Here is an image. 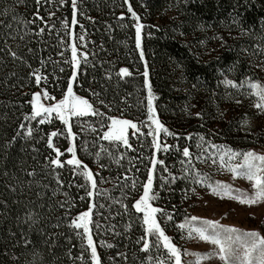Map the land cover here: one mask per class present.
I'll list each match as a JSON object with an SVG mask.
<instances>
[{
	"label": "trees",
	"instance_id": "obj_1",
	"mask_svg": "<svg viewBox=\"0 0 264 264\" xmlns=\"http://www.w3.org/2000/svg\"><path fill=\"white\" fill-rule=\"evenodd\" d=\"M13 2L14 0H0V11L3 10L5 3L12 5ZM30 3L31 0H29V8ZM80 3L82 9L93 19L90 21L81 18V23L86 26V47L89 56L88 63L84 64L82 59L78 69L79 79L84 87L81 88L80 83H77L74 91L89 98L90 94L85 89L91 84L102 98L107 97L110 101L119 102L120 96H126L127 105L120 104L118 111L114 104L109 114L134 121L144 120L146 90L143 88L142 73L146 62L149 67V82L157 96L155 105L158 107V117L170 131L178 133L181 137L167 138L166 142L174 146L173 150L168 153L162 152L158 156L159 159L165 160L173 173L179 175L181 159V153L175 150V146H179L182 151L183 146L189 144L191 152L197 151L195 138L183 139L187 133H201L206 137L210 136L217 144H226L239 150H248L252 146L264 147V135L257 138L252 134L251 128L246 126L244 130L238 131L234 126V123L239 122L245 115L248 121L258 119L260 113L251 106L256 98L242 95L243 89L217 86V80L223 79L217 69H225L234 63L235 71L226 73L229 78L238 83L244 77L264 81V71L257 67L264 61V52L254 47V45L264 46V39L261 38L264 37V30L259 23L260 17L264 16V0H247V4L244 0H239L241 7L237 11L243 18L242 26L251 29L243 35L240 28L231 22L230 13L233 10L234 0H129L143 25L142 50L145 61H140L139 53L135 49V29L132 27L134 21L127 12V6L122 7L123 0H80ZM16 11L25 19L31 18L30 10L24 5L18 6ZM121 12L125 14L123 17ZM56 15L70 16V12L65 13L61 9ZM0 20L7 24L11 21V14L7 17L0 15ZM13 26L15 27V24ZM75 31L79 34L80 28L77 26ZM220 36L224 38L223 41L215 38ZM57 43V34L53 32L49 38V33L45 31L41 41L32 36L27 37L21 42L20 51L27 55V48L24 45L36 49L35 58L28 56L33 68L40 67L41 57L59 60L64 72L60 73L57 68L56 74L63 76L66 84V77L70 75L69 66L56 55ZM0 47H3L2 40ZM12 47H16V42L12 43ZM66 56L70 59V51ZM119 67H129L131 75L123 79L118 78L115 73L118 72ZM110 69L113 75L109 80L106 79V72ZM11 71H16L20 79H26L28 69L20 66L19 62L14 66L11 58L5 52H0V264H73L65 253L71 248L73 256L79 255V241L69 227L70 217L65 218V209L61 208L58 202L68 198L64 193L69 194L75 202V207L70 210L71 216L86 209L87 202L79 198L83 195L82 189L78 190L75 185L69 186V181L77 179L68 170L70 166L56 169L64 181L57 191L55 173L50 168H45L44 157L51 151L47 149L46 143L35 144L31 139H18L11 148L7 150L3 148L5 141L15 135L18 123L23 119L22 113L30 111V106L21 108L23 100L30 99L28 94L37 90L34 83L31 87L20 90L5 86L4 78ZM41 71L46 75L50 74L53 71L52 64H46ZM193 85L196 87L194 88ZM49 90L57 99L60 98L58 87L50 86ZM237 99L240 100V104L235 103ZM186 105L189 106L188 111L191 113L202 110L203 119L189 115L185 111ZM82 119H86L88 123L98 128L95 122L100 119L99 117L89 116ZM73 124L74 131L77 132L74 144L77 147L78 158L88 164L93 172L99 171L105 181H111L98 183V189L106 190V194L93 198L97 206L94 212L100 213L95 219L102 226L99 231L94 225L91 226L98 254L103 259V264H114L110 257L114 258L117 264H124L122 258L116 256L118 251L126 253L128 264H140L147 255V253H139L135 245V241L141 236L142 228L139 221L133 222L130 229L126 228L134 218L124 214L121 205L116 203V200L122 198L121 190L112 178L118 177L121 171L129 169L131 160L133 172L139 168L140 172L136 175L141 180L145 179L144 166L148 161L140 163L138 159L133 158L150 154L151 139L145 140L141 137L138 141L136 137H132L131 143L135 151L128 150L117 163L112 161L104 148L116 156L125 151L123 148L117 151L110 147V142L103 140L93 144L98 137L92 129H87L86 133L80 132V125L75 121ZM42 127L45 131L62 128L58 120L51 124L46 122ZM99 135H102V131ZM53 139L62 151L67 147V141L63 137ZM84 140H87L88 152L92 155L80 151ZM34 144L39 149L38 152L32 150ZM96 151L101 152L99 160L108 165L107 168L99 169L93 162ZM52 155L54 156L55 153ZM67 158L68 154L64 153L62 159ZM196 167L201 172L208 173L213 182L220 181L224 172L210 167V162H196ZM24 169L28 171L34 169L36 175L28 177ZM160 169L161 166H158L153 184L159 191L160 199L153 203L172 213L173 221L166 226V233L172 236L175 243H179L181 233L175 225L182 222L185 215H190L196 205L197 195L207 190L196 187V195L189 194L185 199L183 193L186 190V182L183 180L172 184L171 190L161 189ZM79 182L83 183L82 178ZM121 183H123L122 178ZM188 187L192 185L189 184ZM126 202L130 206L131 197ZM101 204L102 208L99 207ZM29 211L36 213L38 217V223L31 229L28 223L24 222L25 213ZM17 217L20 218L19 223ZM56 224H59V227H53ZM41 228L44 229L43 236L38 231ZM21 230L33 241L39 253L35 261L31 254L33 245H29L27 249L22 244L13 247L16 239L20 237ZM10 232L15 235L10 236ZM50 233L55 235L45 244L44 238ZM53 240L57 246L50 250L48 244ZM101 240L105 242V246H101ZM108 244L112 247H107ZM6 249L14 252L17 258L12 260L9 256L3 255ZM158 254L156 251L152 252L153 257ZM76 264L80 262L76 261Z\"/></svg>",
	"mask_w": 264,
	"mask_h": 264
},
{
	"label": "snow or ice",
	"instance_id": "obj_2",
	"mask_svg": "<svg viewBox=\"0 0 264 264\" xmlns=\"http://www.w3.org/2000/svg\"><path fill=\"white\" fill-rule=\"evenodd\" d=\"M244 3L247 4V0H244ZM20 5H24L30 10V19H25L23 15L17 13L16 8ZM125 5L127 6V12L130 13L134 21L132 27L135 29V49L139 52L140 61H145V54L141 50L143 25L129 0H123L122 7ZM239 7H241L239 0H234L230 16L231 22L240 28V32L243 35L251 29H245L242 26L243 18L237 11ZM61 9L65 13L70 12V16H57L56 13ZM9 14H11V21L7 24L0 20V40L3 41V47H0V52H5L11 58L14 66L19 62V65L26 67L28 71L26 79H20L16 71L9 72L4 78V84L20 90L24 87H31L34 83L37 90L28 94L30 99L23 100L21 108L30 106V111L22 113L23 119L19 121L15 129V135L5 141L3 148L5 150L11 148L18 139H31L35 144L46 143L47 149L51 151L49 155L44 157L45 168H50L55 173L57 191H59L64 181L60 178L56 169L70 166L68 170L77 179L69 181V186L75 185L78 190L82 189L83 195H80L79 198L87 202L86 209L79 211L75 216H71L70 213V210L75 207V202L69 197L68 193H64L68 197L67 199L58 202L60 207L65 209V218L68 219L70 217L68 220L69 227L79 241V255L73 256L71 248L67 249L65 253L73 264H76V261H79L80 264H103V259L98 254L94 243L93 227H91L94 225L97 231L102 227L99 221L95 219L100 213L98 211L94 212V208L97 206L93 198L106 194V190L101 191L98 189V183L111 182L105 181L99 171L93 172L88 164L78 158L77 147L74 144L77 132L74 131L73 121L80 125V132L86 133L87 129H92L93 133L98 137L97 140L93 141V144L103 140L110 142V147L117 151L123 148L125 151L120 152L119 156L104 148V151L108 152L112 161L117 163L120 162L121 157L125 156L128 150L135 151L131 143L132 137H136L138 141L141 137H144L145 140L151 139L150 154L133 158L138 159L140 163H144L145 160L148 161L144 166L146 178L141 180L136 175V173L140 172L139 168H136L135 172H133L131 160L129 169L121 171L118 177L112 178L120 186L121 190L122 198L116 200V203L121 205L124 214L134 218L132 222L126 225V228L130 229L135 221H139L142 228L141 236L135 241V245L139 253H147V255L140 261V264H183L182 255L196 257L195 264L212 259L218 261V264H264V235L259 230H242L235 226L222 224L214 219L185 215L183 222L175 225L181 233V239L188 241L199 240L211 245L208 252L190 253L187 249L182 250L181 247H178L173 238L166 234V226L173 221L172 213L166 208L153 203L160 199L159 191L153 186L158 166H161L160 188L171 190L172 184L178 180H183L186 182V190L183 193V198L185 199L189 194L196 195V187H202L206 188L213 196L228 198L241 205L254 206L264 203V152L252 149L239 150L226 144H217L212 141L210 136L206 137L201 133H187L183 136V139L192 140L195 138L197 151L196 153L191 152L189 144L183 146L182 151L179 146H175V150L181 153V159L179 160V175L173 173L165 163V160L158 158V153H168L173 150L174 146L166 142L167 137L171 136L176 139L181 137L178 133L170 131L158 117V107L154 104L156 96L149 83V67L146 62L142 73L143 88L147 91L145 119L134 121L119 115H111L109 113L114 104L118 111H120V104L127 105L126 96H120L119 102L110 101L107 97L102 98L101 94L95 91L91 84L85 89L90 94L89 98L74 91L77 83H80L81 88L84 87L83 83L80 82L78 69L81 66L82 59L84 64L88 63L89 56L86 47V26L81 23V18L90 21L93 19L82 9L80 0H31L30 8L29 0H14L12 5L5 3L3 10L0 11V15L5 17ZM124 15V12H121V17ZM259 23L261 29L264 30V16L260 17ZM14 24L15 27L13 26ZM77 26L80 28L79 34L75 31ZM45 31L49 33V38H51L53 32L57 34L56 55L63 60L64 64L69 66L70 71V75L66 77V84L64 83V77L56 74L57 68H59L60 73L64 72V68L60 67L59 60H53L51 57H41L39 61L40 67L33 68L28 56L31 55L35 58L37 55L36 49L24 45L27 48V55L20 51L21 42L27 37L32 36L41 41ZM215 38L221 41L224 39L222 36ZM261 38L264 39V37ZM13 42H16L15 48L12 47ZM44 43L47 42L44 41ZM254 47L264 52V46L254 45ZM61 49H64V51H61ZM69 51L70 59L66 56ZM49 63L52 64L53 71L46 75L41 69ZM235 67L234 63L225 69H217L219 75L223 77V79L217 80V86L224 85L226 88L243 89L242 95L256 98V101L251 106L260 114H264V83L252 80L250 77H244L238 83L226 75V73L234 72ZM257 67L264 71V61ZM137 71L139 72V69ZM112 75L113 71L111 69L108 70L106 79L110 80ZM115 75L123 79L126 76H130L131 72L129 67H119ZM50 86L51 88L58 87L60 89L61 95L59 99L51 94ZM193 87L195 88L196 85H193ZM42 100L48 101V103H42ZM235 103L240 104V100H235ZM188 110L189 106L186 105L185 111L189 115L203 119L204 113L202 110L195 113H191ZM220 115L222 116V113ZM89 116L100 118L95 122L98 128L94 124L88 123L86 119H82ZM55 120L60 122L62 128L45 131L42 126L46 122L51 124ZM248 123V118L245 115L239 122L234 123V126L240 131L244 130ZM145 128L147 129L146 132L144 131ZM101 131L102 135H99ZM161 133L165 139L161 138ZM54 137H63L67 141V147L63 151L59 145L54 143ZM35 144L32 150L38 152L39 149L35 147ZM88 147L87 140H84L80 146V151L92 155V153L88 152ZM52 153H55V155L53 156ZM64 153L69 154L67 159H62ZM6 155L7 152L5 151ZM100 156L101 152L96 151L93 162L97 164L99 169L107 168L108 165L103 164L99 160ZM196 162H210V167L216 171H227L231 173L234 180L242 178L248 181L251 191L234 188L231 184L223 181H211L208 173L201 172L196 167ZM24 172L28 177L36 175L34 169L32 171L24 169ZM164 173L167 175H164ZM81 178L83 183L79 182ZM121 178L123 183H121ZM189 184L192 187H188ZM129 197H131L130 206L126 202ZM99 207L102 208L103 205L101 204ZM173 211H175V205H173ZM17 220L19 223L20 218L17 217ZM24 222H27L29 229H31L33 225L38 223L36 213L31 211L25 213ZM53 227H59V224L53 225ZM38 231L41 236L44 235L43 228ZM9 234L10 236L15 235L11 232ZM54 235V233H50L44 238L43 242L47 244L48 240ZM21 244L26 249L29 245H33L31 254L33 261H35L39 253L35 249L33 241L28 238L23 230H21L20 237L16 239L13 247ZM100 244L105 246L103 240L100 241ZM55 246H57L55 240L48 244L50 250ZM106 246L112 247L111 244ZM153 251L159 254L153 257ZM3 255L9 256L12 260L17 258L15 253L10 252L8 249L5 250ZM116 256L121 257L124 264H128L126 253L118 251ZM110 259L114 261V264H117L114 258L110 257Z\"/></svg>",
	"mask_w": 264,
	"mask_h": 264
},
{
	"label": "rangeland",
	"instance_id": "obj_3",
	"mask_svg": "<svg viewBox=\"0 0 264 264\" xmlns=\"http://www.w3.org/2000/svg\"><path fill=\"white\" fill-rule=\"evenodd\" d=\"M141 50H142V33H141ZM261 83H264V81H262ZM154 95L156 96L155 93ZM146 96H147V91H146ZM41 102L45 104L48 103V101H44V100H42ZM155 102L156 100L154 101V104ZM247 127L253 130L252 134L254 136H257V138H259L260 135H264V114H259L258 119L256 120H249ZM161 138L165 139L162 133H161ZM167 138H171V136ZM249 149L258 152H264V147L261 146H252ZM160 153H158V156ZM220 181L229 183L234 188H240L249 192L251 191L250 184L248 181L242 178H237L234 180L231 176V173L227 171L223 172ZM190 216H199L201 218L214 219L222 224L235 226L242 230H259L261 234L264 235V203H260L254 206L241 205L238 202L230 200L228 198H220L217 196H213L210 192L206 191L197 195V202L195 207L191 211ZM167 235L172 237L170 234ZM176 244L178 247H181L182 250L187 249L190 253L192 252L205 253L208 252L211 247V245H209L207 242H202L199 240L188 241L181 239L180 242ZM195 260L196 257L194 256L182 255L183 264H189V262H191V264H195ZM200 264H218V261L212 259L210 261H201Z\"/></svg>",
	"mask_w": 264,
	"mask_h": 264
}]
</instances>
